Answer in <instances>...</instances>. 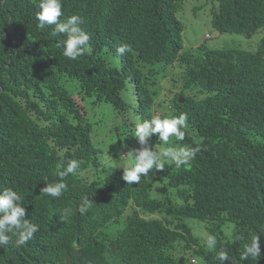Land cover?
Segmentation results:
<instances>
[{"label": "trees", "instance_id": "obj_1", "mask_svg": "<svg viewBox=\"0 0 264 264\" xmlns=\"http://www.w3.org/2000/svg\"><path fill=\"white\" fill-rule=\"evenodd\" d=\"M184 1L62 0L60 20L80 15L91 37V50L70 60L66 37L51 36L54 26L37 27L39 0H0V189L25 197L24 218L39 228L23 246L0 247V264H182L176 244L203 264H220L221 248L230 257L224 264H264V37L253 50L184 51L176 16ZM214 1L218 33L249 36L264 28V0ZM125 44L130 51L121 55ZM174 64L181 91L162 109L153 77L157 66ZM89 98L111 106L125 142L139 143L138 121L187 113L185 139L169 141L201 150L189 166L153 168L139 184L128 185L123 170L102 177L82 102ZM148 145L165 144L153 135ZM70 159L81 166L63 178L67 191L44 194V183L60 180ZM85 196L93 204L81 214ZM66 208L72 215L65 220ZM186 220L204 224L216 250L204 248ZM224 223L232 225L229 238ZM255 235L261 257L241 261Z\"/></svg>", "mask_w": 264, "mask_h": 264}, {"label": "clouds", "instance_id": "obj_2", "mask_svg": "<svg viewBox=\"0 0 264 264\" xmlns=\"http://www.w3.org/2000/svg\"><path fill=\"white\" fill-rule=\"evenodd\" d=\"M38 8L39 11L36 14L37 27L45 29L48 26H54L50 33L51 36L63 34L66 37L63 41V55L65 57L76 60L86 51L91 50L89 44L91 37L82 28L84 19L80 15L73 14L63 21L60 20L63 15L62 0H39ZM126 51H130V46L127 44L118 48L121 55ZM187 121V113L170 117L156 115L151 119L138 121L133 136L137 138L142 147L128 152L131 155L128 166L120 168L123 170V180L128 185L139 184L141 177L148 176L149 171L153 168L162 171L166 164H174L177 169L181 166H189L201 150L199 145L195 147L191 145L165 147L159 152L148 147V140L153 135H156L158 141H163L164 144H168L171 137H174L176 141H183L186 135L183 129L187 128ZM80 166L81 162L78 159H70L66 167L58 172L61 179L52 183L45 182L41 191L53 198L60 197L68 188L63 178L70 174H77ZM61 167V165H57L58 169ZM24 199L25 197L11 187L0 189V247L23 246L32 240L39 231L37 224L24 218L26 215L25 207L22 206ZM92 204L93 202L89 197L85 196L82 198L78 211L84 214ZM62 215L66 220L72 215V209H64ZM217 243L216 236L209 234L206 241L207 247L216 250ZM261 255L259 237L255 235L249 243L244 245L239 258L241 261L248 260L250 257L257 260ZM216 258L220 264H224L226 260L230 261L228 251L224 248L217 251Z\"/></svg>", "mask_w": 264, "mask_h": 264}, {"label": "rangeland", "instance_id": "obj_3", "mask_svg": "<svg viewBox=\"0 0 264 264\" xmlns=\"http://www.w3.org/2000/svg\"><path fill=\"white\" fill-rule=\"evenodd\" d=\"M215 6V1L213 2V0H186L180 4L176 16L183 25L182 42L184 51H192L200 45L214 49L244 48L253 50L264 37V28L255 31L249 36L242 33H218L211 25V9ZM111 61L116 62L117 59H112ZM162 67V65L157 66V72L153 77V87L158 92L156 93V103L162 104L161 108L166 109L171 104L173 96L181 91L182 82L179 79L180 69L176 64L167 66L165 69ZM70 88L74 96L79 95L76 89L73 88L72 82H70ZM131 88V84L128 83L126 91H123L122 95L127 96ZM165 91L168 95L164 94ZM188 93L192 94V92ZM196 96H198L197 93ZM82 102L87 112V121L91 124L92 141L101 153L104 168L102 177L108 174L112 175L116 170H122L120 168L127 167L131 159V155L128 152L139 149L142 146L131 139L127 142H125L126 140L123 137L120 140L118 139L115 124L118 123L119 119H116L115 112L109 104L97 103L92 105L90 98L84 99ZM148 147L159 152L162 148L172 147V141L165 145H148ZM186 222L191 226L194 236L199 238L201 245L208 249L206 245L208 234L204 224L195 220H186ZM110 229H112V226L108 230ZM222 231L224 236L229 238L232 225L224 223ZM179 246L180 244L175 245L174 253L182 259L184 262L182 264H203L200 259L191 256V251L185 253L182 250L179 251Z\"/></svg>", "mask_w": 264, "mask_h": 264}, {"label": "water", "instance_id": "obj_4", "mask_svg": "<svg viewBox=\"0 0 264 264\" xmlns=\"http://www.w3.org/2000/svg\"><path fill=\"white\" fill-rule=\"evenodd\" d=\"M179 101L181 102V100L179 99Z\"/></svg>", "mask_w": 264, "mask_h": 264}]
</instances>
